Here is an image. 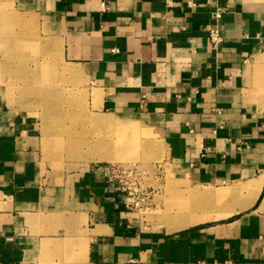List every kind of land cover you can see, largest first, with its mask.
I'll return each mask as SVG.
<instances>
[{
  "label": "crops",
  "instance_id": "obj_1",
  "mask_svg": "<svg viewBox=\"0 0 264 264\" xmlns=\"http://www.w3.org/2000/svg\"><path fill=\"white\" fill-rule=\"evenodd\" d=\"M13 2L89 116L152 130L192 200L175 223L132 211L113 165L56 160L0 91V264H264V0Z\"/></svg>",
  "mask_w": 264,
  "mask_h": 264
},
{
  "label": "rangeland",
  "instance_id": "obj_2",
  "mask_svg": "<svg viewBox=\"0 0 264 264\" xmlns=\"http://www.w3.org/2000/svg\"><path fill=\"white\" fill-rule=\"evenodd\" d=\"M64 66L57 43L36 20L17 10L13 0H0V91L39 118L56 160L121 166L117 180L130 209L175 223L177 213L189 211L192 198L164 168L157 135L138 125L99 124L85 110L78 88L70 86Z\"/></svg>",
  "mask_w": 264,
  "mask_h": 264
},
{
  "label": "built area",
  "instance_id": "obj_3",
  "mask_svg": "<svg viewBox=\"0 0 264 264\" xmlns=\"http://www.w3.org/2000/svg\"><path fill=\"white\" fill-rule=\"evenodd\" d=\"M103 5H105V4L103 3ZM214 16H215V22L210 29V38L214 44H219L222 42V37L220 35V20L222 17V12L217 11V12H215ZM120 168H121V166H119V167L113 166V175L116 177V180H117V174H119L118 172L120 171ZM132 172H133V169L130 170L129 174H132ZM119 188H120V186H119ZM128 189H130V188H128ZM133 193L134 192L132 190L131 191L129 190V192H128L129 196H131ZM127 203H128L129 208H130L128 201H127Z\"/></svg>",
  "mask_w": 264,
  "mask_h": 264
}]
</instances>
